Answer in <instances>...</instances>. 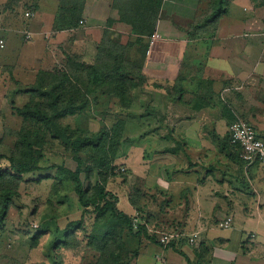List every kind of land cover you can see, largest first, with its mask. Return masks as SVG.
Masks as SVG:
<instances>
[{"label":"rangeland","instance_id":"rangeland-1","mask_svg":"<svg viewBox=\"0 0 264 264\" xmlns=\"http://www.w3.org/2000/svg\"><path fill=\"white\" fill-rule=\"evenodd\" d=\"M87 1L0 0V13L10 12L15 16L14 22L15 24L18 23L15 27L17 28L18 35L21 37L20 40L23 46L26 47L20 50L15 61H0V146H2L0 153L9 154V150L13 147L17 138V132L20 129L25 128L30 134L36 130L42 134L44 139L43 142L35 139L36 153H40L42 156L39 163L41 167L48 168V170L44 169L40 172L27 174L19 185V196L11 199L6 218L0 227V264H81L95 255V252L87 248H85L86 250L81 249L82 247L64 249L60 245L63 241L65 227L68 222L79 218L80 207L73 193L74 184L72 182L63 181L64 186H61L65 187V190L62 191V193L66 194L65 196L59 195L56 197L52 193L58 181L62 182L61 175L56 168L52 167L61 166L74 170L76 162L73 159V148L70 146L69 148H65L64 142L58 135L52 132V129L48 130V127L33 124L30 120H24L18 117L14 111L16 107H21L28 101L29 97L23 91L33 83L36 71L54 68L63 70L68 55L79 57L83 61L87 60H84V57L81 55L82 53L79 51V48L84 47L79 46L77 42L70 41L69 36L66 40L65 38L57 40V37L50 40L52 38L51 32L59 36L64 32L67 34L68 31H72L74 28L77 29V26H72L67 20L65 21L66 17L70 16V11L73 7L82 9L81 18L78 21V26L80 27H84L86 23V18L82 19L86 8L91 10L92 16H95L94 10L97 8L98 12L100 7L97 6L100 5L96 4L95 0H90L89 3ZM103 1H106L109 7L112 4V0ZM207 1L163 0L162 10L160 8L162 18L157 21L154 32L147 36L148 47L145 55L147 56L149 42L152 38H172L171 35H164V31L167 28L172 26L182 33H184L182 30H188L190 21L204 15V10L208 9ZM248 3L253 6L251 0H228L225 7L228 11V9L235 6L233 4H247L246 7H248ZM235 7L236 9L238 8V6ZM116 12V10H112V14L109 15V19H113L114 24L109 27L110 33L107 37L112 42H117L124 46L129 45L138 36L136 34L131 35L130 27L117 21ZM28 13L29 15H26ZM246 13L248 14L249 11ZM258 13L259 11H257V15ZM52 18H54L53 28L48 29V27H51L50 21H52ZM107 26L106 22V29ZM143 27L138 26V29H142ZM217 29L218 27L215 30ZM214 31L210 34L211 36L209 34H197V37L194 39L187 38V41H191L192 44L189 46L191 51L187 54L191 60L189 58L183 60V56L177 57L176 60L199 61L200 57H203L204 46L207 45L205 43L206 37L209 36L211 37L210 39H213L218 34V32ZM221 32L222 30L219 31V33ZM27 34L30 35L29 38ZM72 34L74 37L77 35V33ZM78 35L80 39H84L85 34L79 32ZM102 36L94 44L93 60L97 52L96 45L100 42ZM247 38L248 52H251L253 50L251 46L254 43L252 40L251 42L249 41V37ZM34 39L41 44V49L31 46ZM3 46L4 44L0 45V47ZM29 48H35L40 55L35 56L37 52ZM142 52L143 46L140 45L128 49L127 53L131 60L139 61L140 64L143 63L142 72L146 78V81L140 88L128 94L131 99L129 107L128 100L122 102L118 98L112 97L110 88L96 86V90L89 96V104L83 111H78L74 115L61 117L60 121L62 125L69 127L70 130L79 132V136L82 139L94 137L103 131L104 127L120 132V143L112 165L115 176L109 180L107 189L117 196L118 208L131 216L132 223H135L133 225L134 231L137 230L138 225L147 223V234L154 235L159 243H151L144 236L138 238L131 237L127 244L128 248L126 249L127 253L124 261L127 264H186L183 257L176 251H181L188 256L187 253L191 254L194 252L196 249L195 245L199 242L197 240L195 243L190 244L188 239L196 235V233L188 236L185 234L187 229H182V225L185 223H181V221H185L188 218V211H182L179 206L177 207L178 194L176 192L172 194L173 197L171 195L161 196L162 194H159L156 189H149L151 181L149 184L146 181L148 179L146 171L150 166V162L155 161V163H151L154 168L151 167L153 170H160L162 175L167 171L165 170L166 168L169 170L181 168L178 160L183 161L182 158L184 156L178 150L180 146H176L177 144L174 142V137L178 138L179 136H177L179 132L175 131V123L181 116L175 112L176 109L171 104H168L166 116L159 115V108L156 105L159 103L160 108L165 109L161 105L164 102L160 101L158 94L162 93L165 95V93L162 90H158L157 84L154 82H159L161 78L167 79L165 83L169 87L170 95H173L175 87L178 89L179 83L175 82L177 80L174 79V76L168 70H163L160 74H154V70L157 69H153V67L149 68L145 64L147 61L141 60V57H143ZM89 59H91L90 55ZM246 60L254 61V58L248 57ZM87 61L92 62L90 60ZM152 77L158 80H152ZM184 98L187 97L184 95ZM254 113V109H249L247 111H238V118H235L234 115H231V117L247 123L248 121L255 120ZM252 117L254 120L251 119ZM49 131L53 136L50 135ZM258 132L264 138V128L259 129ZM205 134L211 140H213L212 138L215 140V144L210 145V148L214 152L212 154L215 156V162L210 166L213 171H226L230 158L231 163L237 164L239 162L237 158H234L227 151L226 143L228 139L225 136L217 135L216 133L212 136L210 133L204 132V137H206ZM84 142L87 143V141ZM174 150H177V153L179 152L177 156L175 155L176 157L172 158L174 153H171V155H161V158L165 157L168 159V157H171L170 161H165L169 167L166 166L164 161L158 160L157 156L159 153ZM86 151L93 152L92 149H86ZM79 156L85 157L87 153L85 151L81 152ZM201 159L204 161L202 157ZM158 162L161 164L159 165ZM8 167L9 162L6 159L0 161L1 170L8 169ZM207 169L211 170L210 168ZM83 178L84 176L82 175L81 179L83 180ZM145 181L146 183H144ZM84 183L85 181H83ZM167 203H171V205L167 207ZM140 215H145L144 217H148V220L143 223ZM50 217H52L53 221L49 220L51 219ZM184 218L185 220H183ZM197 218H199V215H197ZM164 220H169L170 223H165ZM222 220H218L215 224H209L213 230V235L231 238L227 243L229 245L227 251H223V249L218 250L219 255L221 257L224 256L222 258L231 259L234 253V251H231L236 249V236L238 233L233 228L220 229L219 224ZM32 225H36L37 228H33ZM89 228L93 230L92 227ZM75 229L79 235L78 238L82 239L80 230L78 228ZM164 234L170 236L171 239L167 244L163 245L160 241ZM185 239L189 243V247L182 244L181 241ZM255 240L262 244L261 247L263 249L264 238L260 237ZM246 242L250 243V245L253 244L251 240ZM170 244H173L174 247L167 248ZM134 252L138 255L134 256ZM164 253H167L168 256H165Z\"/></svg>","mask_w":264,"mask_h":264},{"label":"crops","instance_id":"crops-1","mask_svg":"<svg viewBox=\"0 0 264 264\" xmlns=\"http://www.w3.org/2000/svg\"><path fill=\"white\" fill-rule=\"evenodd\" d=\"M95 1L100 5L97 6L100 9L98 12L97 8L94 10L95 16L91 15L89 8L85 9L82 16L83 20L86 18L84 27L77 26V29L74 28L67 34L64 32L59 36L51 32L50 38L66 40L69 36L70 41L84 47L79 48V51L84 60L90 61L94 56V44L103 35L106 22L112 14L106 1ZM248 4V7L247 4H233L238 8L234 6L223 14L218 29L214 31L218 34L213 39L206 37L207 47L204 46V54L199 61L176 60L179 56H183V60L186 58L191 60L187 54L191 51L189 46L192 44L191 41H187L185 33L172 26L164 31L165 36L171 35L172 38L158 39L150 53L142 59L147 61L145 64L149 68L157 69L154 70V74L168 70L177 80L175 82L179 83L176 94L170 96L167 92L169 87L165 83L167 79L161 78L159 82H154L158 90L165 93L158 94L160 101L164 102L161 105L165 109H161L158 103L156 107L159 108V115L166 116L168 104H171L176 109L175 112L181 116L175 123V131L179 132L177 134L179 136L174 137V142L176 146H180L178 150L184 156L183 161L177 159L181 165L180 169L166 168L167 171L163 175L160 170L152 169L151 163L155 161L150 162L146 171L148 177L146 181L148 184L151 181L149 184L151 187L148 188L156 189L161 196H172L176 192L178 200L182 198L180 201L177 200L176 204L182 211H188V218L181 221L186 224L182 225V229H187L185 234L188 236L196 233L195 241L203 242L210 249L209 255L206 256L207 264H264V248L262 249V244L255 240L264 238V166L257 163L246 164L240 160H237L239 161L237 164L231 163L229 157L226 171L215 172L210 167L215 162V156L212 154L214 152L210 148V145L215 144V140L214 138L211 140L206 134V137L203 136L204 132L212 136L216 133L229 139V123L239 117L238 111L249 109H254L255 120L252 117L254 121L248 122H253L257 130L264 128V6L254 8ZM14 17L10 12L0 13V37L4 40L5 46L0 47V61H15L20 50L26 48L18 35L15 27L18 23L15 24ZM53 20L54 18L50 21L51 27L48 29L53 28ZM79 32L85 34L84 39H80ZM72 33L77 35L74 37ZM247 37L254 43L251 52H248ZM37 43L38 41L34 39L31 46L41 49V44ZM29 49L37 52L35 48ZM38 55L40 54L37 52L35 56ZM248 57L254 58V61H247ZM154 79L158 80L152 77V80ZM184 95L187 98H184ZM171 153H174L172 158L178 155L177 150L163 151L157 156L158 160L170 161L171 157L161 158V155ZM166 166L169 167L167 163ZM169 205L171 203H167L166 206ZM231 215L233 217L231 228L238 234L236 249L231 251L234 253L230 259L222 258L224 256L221 257L218 250L227 251L229 248L227 243L231 238L213 235L209 223L215 224L218 220ZM164 222L170 223L169 220ZM248 240L253 241V244L246 242ZM181 242L189 247L186 239ZM164 254L168 256L167 253ZM187 254L192 263L197 260L195 251Z\"/></svg>","mask_w":264,"mask_h":264},{"label":"trees","instance_id":"trees-1","mask_svg":"<svg viewBox=\"0 0 264 264\" xmlns=\"http://www.w3.org/2000/svg\"><path fill=\"white\" fill-rule=\"evenodd\" d=\"M227 1L208 0L209 11L204 10V15L190 21L188 30H182L188 39H194L197 34H212L227 11L225 7ZM251 1L253 7L264 6V0ZM162 2L163 0H112L110 8L117 11V21L128 25L131 35L136 34L138 38L125 46L110 41L107 35L114 21L108 19L107 29L96 45L97 52L92 62L68 55L63 70L54 68L36 71L33 83L23 91L27 93L28 101L14 109L18 117L48 127V130L52 129V132L64 142L65 148L69 146L73 148L76 168L70 170L61 166L52 167L56 168L62 180V182L58 181L52 193L56 197L65 196L66 194L62 193L65 190V187H62L63 181L74 184L73 193L80 207V215L77 220L68 222L60 245L64 249L82 247L83 250L87 248L95 252L91 259L81 264H127L124 260L131 237L144 236L151 243L159 244L154 235L147 234V223L144 221L148 220V217L140 215L144 224L138 225L137 230L134 231L131 216L118 208L117 196L107 189L109 180L115 176L112 165L120 143V132L104 127V130L94 137L82 139L79 132L62 125L60 119L83 111L89 104V96L96 90V86L110 88L111 96L122 102L128 100L129 107L131 99L128 94L140 88L146 78L142 72L143 63L131 60L127 54L128 49L142 45V56H145L148 47L147 36L154 32L157 21L162 18L160 12ZM81 15L82 9L73 7L65 21L67 20L72 26H78ZM138 26L144 27L138 29ZM156 43L157 41L154 46ZM167 92L171 94L169 89ZM175 94L176 87L173 92V95ZM247 123L254 128L257 137L264 141L253 122ZM49 133L53 136L50 131ZM16 136L9 154L0 153V161L6 159L9 162L8 169H0V227L6 218L11 199L19 196L18 188L25 176L44 169L48 170L40 166L39 160L42 156L35 150V139L44 141L42 134L36 130L30 134L22 128ZM226 147L234 158L243 161L239 157L238 149H232L229 145V139ZM86 149H92L93 152ZM84 151L87 156H79V153ZM50 218L49 220L53 221L52 217ZM75 228L80 230L82 239L78 238ZM252 236L254 237V234L251 238ZM173 247V244H170L167 248ZM176 252L183 257L186 264H207L206 256L209 255L210 249L203 242L198 243L195 249L197 260L193 263L183 252L178 250ZM133 255L138 254L134 252Z\"/></svg>","mask_w":264,"mask_h":264},{"label":"built area","instance_id":"built-area-1","mask_svg":"<svg viewBox=\"0 0 264 264\" xmlns=\"http://www.w3.org/2000/svg\"><path fill=\"white\" fill-rule=\"evenodd\" d=\"M26 15H29V13ZM27 37L29 38L30 35L27 34ZM156 41H158V37L150 40L147 55L150 53ZM2 44H4V40L0 37V45ZM228 134L229 145L232 149H238L240 159L247 164L258 163L264 166V141L257 137L256 131L249 123L239 119L235 120L229 125ZM232 223L233 218L226 216L219 224L220 229H230ZM133 225H135V223H133ZM32 226L33 228L37 227L36 225ZM170 239V236L164 234L160 242L164 245L167 244ZM195 239L196 235H193L189 238V243H194Z\"/></svg>","mask_w":264,"mask_h":264},{"label":"clouds","instance_id":"clouds-1","mask_svg":"<svg viewBox=\"0 0 264 264\" xmlns=\"http://www.w3.org/2000/svg\"><path fill=\"white\" fill-rule=\"evenodd\" d=\"M37 228V227H36Z\"/></svg>","mask_w":264,"mask_h":264}]
</instances>
